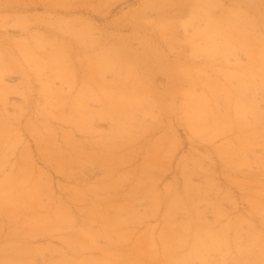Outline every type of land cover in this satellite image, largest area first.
<instances>
[{"label": "rangeland", "instance_id": "1", "mask_svg": "<svg viewBox=\"0 0 264 264\" xmlns=\"http://www.w3.org/2000/svg\"><path fill=\"white\" fill-rule=\"evenodd\" d=\"M0 135V264H264V0H0Z\"/></svg>", "mask_w": 264, "mask_h": 264}, {"label": "bare ground", "instance_id": "2", "mask_svg": "<svg viewBox=\"0 0 264 264\" xmlns=\"http://www.w3.org/2000/svg\"><path fill=\"white\" fill-rule=\"evenodd\" d=\"M240 14V13H239ZM237 15H238V13H237ZM195 30V29H194ZM25 55H26V57L27 58H30V59H34V55L30 52H26L25 53ZM6 107V106H5ZM0 138H1V135H0ZM103 234H104V246H103V253H105V256L103 257V264H125V263H123L122 261H120V255H119V253H118V250L116 249V252H115V258H110L109 257V254L111 253L110 252V250H109V245L111 244V237H110V235H109V233H108V231H103ZM119 232H117L116 231V233H115V237H114V240H115V242H116V246H117V244H119V240H121L120 238H119ZM206 247H209L210 245H205ZM243 246H240V244H237L236 245V249L238 250V252H239V250L242 248ZM194 250L196 251V249L194 248ZM229 249H227V251H228ZM198 252V251H197ZM226 252V251H225ZM199 253V252H198ZM227 253V252H226ZM229 253L230 254H232V258H233V252H232V250L230 249L229 250ZM162 254H164V255H166V256H170V259L168 260L167 258H166V260H167V262H163L162 264H193L192 262H191V259H187V258H183V256H184V254H182L181 256H178L179 258H176V257H174L173 255H172V253L171 252H167L165 249H163L162 250ZM112 256V255H111ZM114 256V255H113ZM222 259H223V256H220V259H218V258H213V259H211V260H209L206 256H205V254H200V255H197L196 256V260L197 261H195L194 262V264H218V263H220V260L222 261ZM233 260H235V259H233ZM63 264H65V262L63 263Z\"/></svg>", "mask_w": 264, "mask_h": 264}]
</instances>
